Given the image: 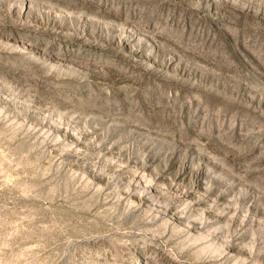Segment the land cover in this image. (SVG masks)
<instances>
[{"label": "rangeland", "instance_id": "rangeland-1", "mask_svg": "<svg viewBox=\"0 0 264 264\" xmlns=\"http://www.w3.org/2000/svg\"><path fill=\"white\" fill-rule=\"evenodd\" d=\"M0 264H264V0H0Z\"/></svg>", "mask_w": 264, "mask_h": 264}]
</instances>
